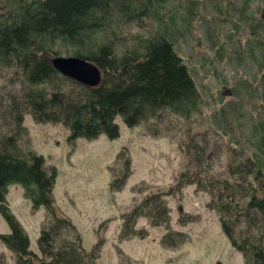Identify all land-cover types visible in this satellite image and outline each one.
<instances>
[{
	"label": "trees",
	"instance_id": "trees-1",
	"mask_svg": "<svg viewBox=\"0 0 264 264\" xmlns=\"http://www.w3.org/2000/svg\"><path fill=\"white\" fill-rule=\"evenodd\" d=\"M162 1L0 0V69L11 71L10 86L20 85L4 102L13 128L0 133V215L10 229L0 241L13 252L15 263L93 264L100 246L98 243L90 252L83 250L79 234L54 206L55 169H44L42 157L18 146V137L26 134L23 116L29 115L35 123L62 125L71 141L93 140L100 135L115 139L116 117L129 128L143 125L155 136L162 133L167 120H178L177 147L186 159L184 166L172 185L140 196L122 214L119 239L143 236L144 231L134 228L139 217L151 226L169 227L166 197L179 196L185 186L194 185L196 191L209 196L207 207L216 213L222 233L241 254L243 264H264V115L247 120L235 102L221 103L220 98L207 104L193 71L177 51L176 40L186 43L195 11L188 8L183 21L174 16L164 21L157 17L159 24L152 32L139 35L124 31L126 23L139 25L141 19L157 16ZM215 1L211 5L219 18L226 11L220 2L230 8L237 31L240 25L250 31L264 30V0H257L256 16L247 13L249 4L256 0ZM208 29H203L207 41L212 46L219 43L215 55L224 56L225 48L217 41L220 32L211 34ZM245 54L260 71L258 87L264 96V41L247 44ZM59 56L90 62L99 71L98 83L85 85L58 74L51 59ZM243 59L235 50L230 61L238 65ZM202 109L210 111L214 128L228 136L230 156L224 173L214 171L215 155L208 142L194 141L196 135L205 134L204 127H192L193 117ZM233 126L246 131L243 150L233 138ZM116 159L124 170L129 168L125 148ZM117 182L114 178L110 187L118 189L123 179ZM12 185L21 186L32 209L43 208L47 213L37 239L38 257L28 250L27 236L8 215L5 196ZM182 213L179 210L180 218ZM178 233L168 231L163 240Z\"/></svg>",
	"mask_w": 264,
	"mask_h": 264
},
{
	"label": "rangeland",
	"instance_id": "rangeland-1",
	"mask_svg": "<svg viewBox=\"0 0 264 264\" xmlns=\"http://www.w3.org/2000/svg\"><path fill=\"white\" fill-rule=\"evenodd\" d=\"M257 2L249 4L247 13L256 16ZM215 3V0H163L157 16L143 18L139 25L126 23L123 28L128 34L141 35L155 30L159 24L157 17L164 21L174 16L183 21L188 8L195 11L198 15L191 16V30L186 43L181 39L176 41L177 51L193 71L197 87L208 105L219 98L221 103L235 102L247 120H256L264 115V96L258 87L260 71L254 62L246 59L245 50L247 44L264 41V30L250 31L248 26L236 23L238 27L240 25L237 31L233 26L235 15L230 16V8L227 9L225 2L223 5L220 2V7L226 11L219 18L217 11L212 9L211 4ZM205 26L211 28L208 29L211 34L214 30L220 32L217 41L225 48L224 56L215 55L219 43L212 46L207 41L203 31ZM235 50L244 57L238 65L230 61ZM11 77V71L0 69V133L13 128L4 102L7 94L19 91L20 85L10 86ZM209 113L202 109L200 115L193 117L192 127L205 129V134L196 135L194 141L199 144L203 140L208 142L215 155L214 171L224 173L230 156L228 136L214 128ZM115 123L118 126L115 139L100 135L93 140L79 138L71 141L69 131L62 125L35 123L29 115H24L22 125L26 134L17 139L20 149L42 157L44 169H55L54 206L62 217L69 219L79 234L83 250L90 252L100 243L98 257L93 264H243L241 254L231 247L222 233L216 213L207 207L209 196L196 191L194 185L185 186L179 196L166 197L169 227H154L146 218L139 217L134 228L144 231L143 236L119 239L122 214L140 196L172 185L186 159L177 147L178 120H167L158 136L151 135L143 125L129 128L120 117L115 118ZM231 132L243 150L242 146L246 147L247 143L243 135L246 131L233 126ZM122 148L129 154L127 170L123 169L121 162H116ZM114 178H117V184L123 179L118 189L110 187ZM5 199L8 215L27 236L28 250L38 257L37 239L47 221L46 211L43 208L32 209L19 185L9 186ZM179 210L183 212L181 218ZM168 231L179 232V236L163 240ZM9 233V226L0 215V236ZM0 264H17L13 252L1 241Z\"/></svg>",
	"mask_w": 264,
	"mask_h": 264
},
{
	"label": "water",
	"instance_id": "water-1",
	"mask_svg": "<svg viewBox=\"0 0 264 264\" xmlns=\"http://www.w3.org/2000/svg\"><path fill=\"white\" fill-rule=\"evenodd\" d=\"M51 64L58 74L81 84L94 86L100 79L98 69L81 58L71 56L54 57L51 59Z\"/></svg>",
	"mask_w": 264,
	"mask_h": 264
}]
</instances>
